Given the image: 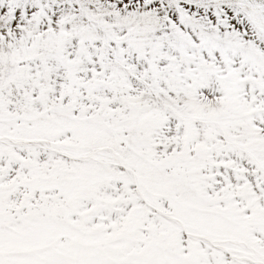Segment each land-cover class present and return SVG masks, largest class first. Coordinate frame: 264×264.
Instances as JSON below:
<instances>
[{
    "label": "snow or ice",
    "instance_id": "snow-or-ice-1",
    "mask_svg": "<svg viewBox=\"0 0 264 264\" xmlns=\"http://www.w3.org/2000/svg\"><path fill=\"white\" fill-rule=\"evenodd\" d=\"M0 264H264V0H0Z\"/></svg>",
    "mask_w": 264,
    "mask_h": 264
}]
</instances>
